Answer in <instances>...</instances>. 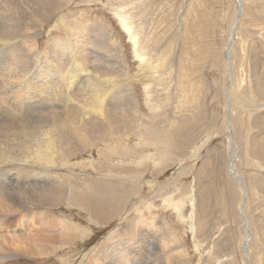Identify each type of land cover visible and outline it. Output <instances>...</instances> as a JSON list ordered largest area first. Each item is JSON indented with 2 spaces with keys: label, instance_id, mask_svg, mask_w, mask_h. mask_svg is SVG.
Returning <instances> with one entry per match:
<instances>
[{
  "label": "rangeland",
  "instance_id": "rangeland-1",
  "mask_svg": "<svg viewBox=\"0 0 264 264\" xmlns=\"http://www.w3.org/2000/svg\"><path fill=\"white\" fill-rule=\"evenodd\" d=\"M243 5L244 17L235 25L231 41L235 0H70L39 29L42 54L26 58L30 68L19 78V86L36 74L48 56L49 39L69 35L75 42L82 34L99 35L102 44L101 33L105 34V46H98V52L104 50V54L101 51L98 58L101 63L107 61L106 74L118 79L121 93L129 79L133 84L136 127L75 154L69 167L53 169L60 178L56 182L69 188L61 202L21 213L6 212L15 215L7 217L15 222L4 230L8 237L26 234L35 227L31 222H39L44 213L55 220L76 221L88 235L69 237L62 248L55 244L58 250L49 256L25 257L17 251L18 256L0 259V264H78L79 260V264H89L101 249L120 240L122 228L129 222L140 224L135 228L138 232L149 228L146 235H157L160 221L176 234L174 245H181L171 252L181 249L188 264H264V0H244ZM118 13L132 22L140 47L150 55L151 67L138 66ZM21 41L14 42L20 45ZM16 43L12 47H17ZM228 45L235 78L230 103L226 93H230L227 74L231 67L228 69L224 57ZM110 46L113 50L108 51ZM9 50L8 46L0 50V65ZM117 60L118 67L113 70L112 63ZM72 65L69 62L68 66ZM143 85H149V98ZM116 86L114 83L109 98ZM12 95L5 100L12 102ZM27 101L20 102L31 106L32 101ZM54 107L57 110L61 105ZM125 107L126 101L123 109L129 113L130 108ZM46 108L30 107L25 113L35 117L52 110ZM231 162L237 177L229 171ZM11 170L0 178L14 174ZM30 174L22 171V183L26 180L35 186L37 177L30 178ZM167 198L182 203L180 215L166 204ZM47 214L41 221H47ZM242 214L253 235L245 254L241 252L246 240ZM135 237L139 238L133 244L136 250L152 260L154 253L144 248L147 238ZM160 241L169 248L167 238Z\"/></svg>",
  "mask_w": 264,
  "mask_h": 264
},
{
  "label": "bare ground",
  "instance_id": "bare-ground-1",
  "mask_svg": "<svg viewBox=\"0 0 264 264\" xmlns=\"http://www.w3.org/2000/svg\"><path fill=\"white\" fill-rule=\"evenodd\" d=\"M243 1L235 0L237 9L231 22L230 41L236 34L235 25L240 23V19L244 15V8L246 7L243 5ZM69 2L70 0H0V50L7 46L10 48L8 56L3 54V56L6 55L7 57L4 60V64L0 65V164H8L0 166V174L5 173L7 169H12L11 172L15 170L13 171L14 174L11 173L12 175L0 178L1 260L18 256L17 251H22V256L25 257H33L37 254L49 256L57 252L58 246L55 244H59V248H62L61 244L66 242L69 237L73 238L81 234L84 236L88 235L86 228L78 225V223L76 224V221L73 223L74 221L69 222L65 219L55 220L52 219V215L50 216L47 213H44L47 214L45 218L47 221L44 219V221H41L44 215L42 213L41 217L38 216V218H41H39V222H31V225L35 227L28 230L26 234L17 235L18 237H8L6 236L7 231L4 232V230L15 222L10 221L7 217L11 216L13 218L15 215L6 212H23L27 208H35L38 205L49 207L56 205L59 201L61 202L66 197L69 188L65 187V183L56 182L60 178L53 172V169L57 166L69 167L72 164L70 159L75 154L84 151L89 146L97 145L99 140L113 137L119 138V135L126 130H133L135 126L137 100L135 90L132 87L133 84L129 81L130 79H123L124 81L127 79L128 82L126 87L123 85L126 91L121 93V87H118L120 82L117 83L118 79L113 75L106 74L107 61L101 63V58H98V54L101 51L102 53L104 52V50L98 52V46L102 45L104 47L106 42L105 34L103 35L101 32V37L104 40L102 44L99 35L89 37L82 34L75 42L71 41L69 35L66 36L67 38L54 37L49 39L45 48L48 58L44 57L43 63L38 67L36 74L24 86H19L21 83L19 78L24 77L30 68L27 61H24L34 55V53L37 55L41 53L37 41V36L40 34L39 29L54 14L66 7ZM117 15L119 25L131 42L133 55L138 61V66L148 65L149 67L151 62L150 55L144 53L140 47L138 36L133 31L132 22L122 13ZM112 34H108L109 38L113 37ZM14 41L23 43L18 45ZM13 43L18 46L16 47V44H14L15 47H12ZM229 45L226 46L224 57L228 62L227 64H229L228 69L231 67L230 72L227 74L230 83L228 89L230 93H226L227 101L230 103L233 91L231 83L235 78L232 73L234 57H231V52H229L231 46ZM112 47L107 48L108 51L113 50ZM30 50L32 51L29 52ZM241 50H243L242 46ZM69 62L73 63V65L68 66ZM117 62L118 60L112 63L111 68L113 70L118 67ZM111 70H109V73ZM16 80H19L17 81L19 84L15 83ZM114 83L117 86L116 89H113L112 96L109 98L111 95L110 90ZM142 88L145 91L144 94L149 98V85H143ZM3 89H6L9 94H4ZM12 93L13 101H6V96ZM108 98L109 100L111 99L109 104ZM21 100L23 104L26 103L24 100H28L29 103L32 101V105L23 106L20 102ZM70 101L74 103L72 106L68 104ZM124 101L132 110L129 109V113L123 109ZM59 102L62 103L60 104ZM53 104L61 105V108L56 110ZM35 106H38L39 109L50 107L52 110L42 112L35 117L30 114L27 116L25 112L30 107ZM28 117L35 119H28ZM68 160L69 163L65 165L64 163ZM22 171L33 174V177L31 176L30 178L37 177L35 186L28 185L26 180L24 181L25 183H22ZM229 171L233 177H237L232 162L229 164ZM46 180L49 181L47 182ZM50 180L52 181L51 183ZM165 201L179 215L181 214L182 203L173 202L169 198ZM189 201L193 207V197H190ZM244 204L243 200H241L240 205L243 206ZM108 211L107 213H110ZM104 215L106 216V214ZM113 216L115 215L113 214ZM241 220L244 221L246 227V240H243V245L241 244V252L245 254L251 244L250 242H252L253 235L243 214ZM18 225H21V223ZM127 225V227L122 228V237L120 238L122 242L120 240L115 241L116 243L101 249L99 253L95 254V259L93 258L94 260L89 264H188L183 259L184 254L181 249L177 250L175 254L171 252L172 249H178L181 245H174L176 234L173 233L171 226L166 222L160 221L157 235H146V230L149 228L138 232L139 229L135 228H139L140 224L135 225L129 222ZM144 226L146 227V224ZM173 234L175 235L173 236ZM137 235L144 237V239L147 238V245L144 248L146 252L151 251L154 253L152 260L146 259L147 255L144 254L145 252L142 254L139 249L136 250L137 247H134L135 240L139 239L135 237ZM165 238L171 242L167 249L162 246L160 241V239ZM72 261L74 262V259ZM84 264L86 263L84 262Z\"/></svg>",
  "mask_w": 264,
  "mask_h": 264
}]
</instances>
